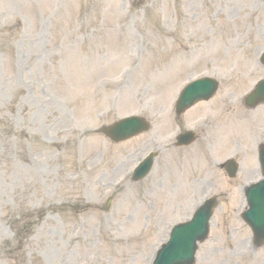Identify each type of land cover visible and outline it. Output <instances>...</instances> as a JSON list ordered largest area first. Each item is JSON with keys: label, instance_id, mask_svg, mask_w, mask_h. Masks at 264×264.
<instances>
[{"label": "rangeland", "instance_id": "rangeland-1", "mask_svg": "<svg viewBox=\"0 0 264 264\" xmlns=\"http://www.w3.org/2000/svg\"><path fill=\"white\" fill-rule=\"evenodd\" d=\"M261 47L264 0H0V264H77V256L79 264H148L168 226L203 197L198 179L205 172L215 191L218 185L233 195L250 177L239 171L228 180L216 163L238 144L236 161L252 167V142L264 139V105L245 118L251 111L229 105L264 73L253 65ZM251 68L253 78L238 74ZM210 73L222 74V89L181 116L200 138L157 159L148 182L163 187L146 195V185L127 183L102 210L105 185L128 165L138 141L158 134L167 119L161 134L171 119L177 125L163 81L178 87ZM138 86L139 112L153 127L110 146L97 129L136 113ZM206 113L218 134L201 138ZM227 124L235 132H222ZM219 135L226 136L222 146ZM93 150L101 165L91 162L88 172L81 163ZM99 171L106 174L100 183ZM233 226L229 206L219 203L195 264L230 263Z\"/></svg>", "mask_w": 264, "mask_h": 264}]
</instances>
